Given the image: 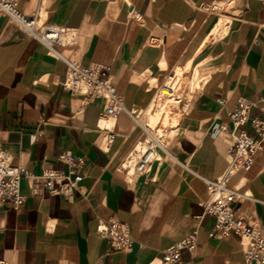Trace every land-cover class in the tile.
I'll return each mask as SVG.
<instances>
[{
    "label": "crops",
    "instance_id": "crops-1",
    "mask_svg": "<svg viewBox=\"0 0 264 264\" xmlns=\"http://www.w3.org/2000/svg\"><path fill=\"white\" fill-rule=\"evenodd\" d=\"M226 3L233 6L224 15L225 32L208 45ZM207 4L219 9L207 11ZM19 9L69 28L74 41L49 49L0 12V150L29 172L20 182L22 204L0 206V262L158 264L196 228L194 249L181 250L183 264H254L245 261L237 236H208L213 218L202 203L205 179L227 168L233 143L227 116L236 100L254 103L250 116L264 114V6L258 0H19ZM61 58L109 66L125 106L137 111L147 108L155 89L148 79L159 86L177 68L202 61L209 72L182 107L162 155L147 171L127 175L121 164L143 129L121 112L107 121L115 137L103 147V102L85 103L63 90L67 66ZM214 125L226 132L214 134ZM244 129L252 134L249 125ZM64 152L83 161L82 180L65 196L49 192L40 178L43 169L64 168ZM252 158L247 170L230 178L246 194L233 207L264 231V149ZM100 219L126 226L129 248L117 250L100 237Z\"/></svg>",
    "mask_w": 264,
    "mask_h": 264
},
{
    "label": "built area",
    "instance_id": "built-area-1",
    "mask_svg": "<svg viewBox=\"0 0 264 264\" xmlns=\"http://www.w3.org/2000/svg\"><path fill=\"white\" fill-rule=\"evenodd\" d=\"M258 1L264 6V0ZM202 7L210 12L219 9L216 4H207ZM0 12L18 23L33 38L49 49L54 45H62L64 40L67 43L74 41V32L69 28L44 22L38 15L26 16L23 14L19 9V0H0ZM132 15L135 19L140 18L139 12L135 10H132ZM61 59L67 66L66 77L62 82L63 90L81 95L85 103L96 100L103 102L101 119L98 124V128L105 131L102 141L103 147H107L115 137L107 123L109 119L115 118L121 112H126L138 123L137 116L140 111L128 109L125 106L122 96L111 80L109 66L102 64L83 66L64 58ZM172 79H174V73L169 77V81ZM164 87L170 88V86ZM173 92L172 89L170 91L171 96L165 100L179 102V95L174 96L172 95ZM159 96L161 97L160 93ZM253 107L254 103L251 100L240 97L228 112L227 117L232 125L230 134L233 136V143L226 154L227 168L219 178L205 179L207 198L202 206L204 213L213 218L212 228L208 232L210 238L220 239L235 235L242 241L245 261L264 264V231H260L249 224L233 207V203L246 194L237 192L230 184L231 176L238 171L247 170L252 163L253 154L264 149V114L261 118L250 116ZM245 125L251 127L252 134L244 129ZM212 132L214 134L226 132V128L223 125H214ZM147 134L142 142L137 143L132 148L121 164V169L127 175L147 171L151 163L159 158L158 148L164 150L162 134L157 135L156 132L153 134L148 130ZM10 159L9 152L0 150V206L9 203L17 209L24 200L20 191V182L23 177L29 175V172L23 166H13ZM59 160L64 164L62 170L43 169L40 178L43 186L49 192L65 196L76 190L82 180L80 168L83 161L67 152L62 153ZM54 184H57V187H54ZM96 232L117 250L123 251L129 248L131 244L126 226L118 222L100 219L96 224ZM197 233L195 228L165 250L158 264H183L180 259L181 250L191 251L194 249Z\"/></svg>",
    "mask_w": 264,
    "mask_h": 264
},
{
    "label": "rangeland",
    "instance_id": "rangeland-1",
    "mask_svg": "<svg viewBox=\"0 0 264 264\" xmlns=\"http://www.w3.org/2000/svg\"><path fill=\"white\" fill-rule=\"evenodd\" d=\"M221 6L223 11L222 13H220L221 24L217 28V30H211L210 35L206 38V43L208 45L219 39L223 32H225V22L228 20V18L224 15L225 13L230 12V8L233 6V3H226L224 5L221 4ZM201 63L194 67L188 64L184 68H177L173 72L177 78H180L176 87V95L178 94L180 98L179 102L166 101L164 98H161L158 92L163 87L164 83L156 86L151 79H148L151 85L155 87V89L152 92L149 105L144 111H140L138 115L137 121L138 123H140V127L143 129L144 134L141 140H139L137 143L142 142L147 137L148 130V132H152L153 134L155 132L157 135L162 134V141L163 144H165L167 138L170 136L171 131L173 130L181 116V112L183 110L182 107L186 104L187 100L193 94V92L199 88V82H203L207 73L209 72L205 69L204 64L202 63V65ZM173 73L167 76L164 82H167V80H169V77ZM157 110L162 113L161 117L155 118L156 120L154 119V123H152L153 125H149V122L152 119L151 113L156 112ZM147 123L148 127L145 125ZM158 155H162V151L158 150Z\"/></svg>",
    "mask_w": 264,
    "mask_h": 264
},
{
    "label": "bare ground",
    "instance_id": "bare-ground-1",
    "mask_svg": "<svg viewBox=\"0 0 264 264\" xmlns=\"http://www.w3.org/2000/svg\"><path fill=\"white\" fill-rule=\"evenodd\" d=\"M220 24H221V19L217 22V24L214 26V28L212 29L213 31H215V30H217V28L220 26ZM189 67V66H188ZM179 80H180V78H177L176 76H175V74H174V79H172V81H169V80H167V82L165 83V85L164 86H170V88L168 89V88H166V87H162L161 89H160V91H159V93H160V95H161V97L162 98H164V99H166L167 97H170L171 95H170V91L173 89V93H172V95H176V92H177V85H178V82H179ZM174 98H177V97H174ZM161 112L159 111V110H157L156 112H152L151 113V117H152V119L150 120V122H149V125H153L152 123H154V119L155 118H160L161 117ZM148 120V119H147ZM156 120V119H155ZM145 125H147L148 126V123L147 124H145ZM150 127V126H149ZM160 151H162V148H158Z\"/></svg>",
    "mask_w": 264,
    "mask_h": 264
}]
</instances>
